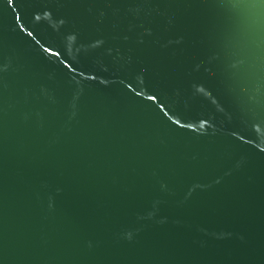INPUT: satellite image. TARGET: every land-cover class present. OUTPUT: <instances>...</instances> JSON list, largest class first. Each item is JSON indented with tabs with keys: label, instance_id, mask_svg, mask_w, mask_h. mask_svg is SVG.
Masks as SVG:
<instances>
[{
	"label": "water",
	"instance_id": "1",
	"mask_svg": "<svg viewBox=\"0 0 264 264\" xmlns=\"http://www.w3.org/2000/svg\"><path fill=\"white\" fill-rule=\"evenodd\" d=\"M0 264H264V0H0Z\"/></svg>",
	"mask_w": 264,
	"mask_h": 264
}]
</instances>
